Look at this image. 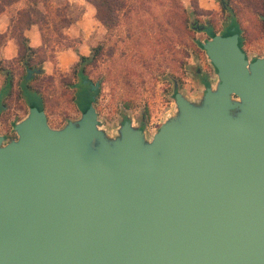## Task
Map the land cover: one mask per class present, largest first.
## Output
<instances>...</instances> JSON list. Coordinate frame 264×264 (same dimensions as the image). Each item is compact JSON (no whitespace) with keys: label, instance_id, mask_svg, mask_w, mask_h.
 <instances>
[{"label":"water","instance_id":"1","mask_svg":"<svg viewBox=\"0 0 264 264\" xmlns=\"http://www.w3.org/2000/svg\"><path fill=\"white\" fill-rule=\"evenodd\" d=\"M200 46L216 81L174 83L149 138L107 134L93 103L58 129L28 107L0 136V264H264V55L237 33Z\"/></svg>","mask_w":264,"mask_h":264},{"label":"rangeland","instance_id":"2","mask_svg":"<svg viewBox=\"0 0 264 264\" xmlns=\"http://www.w3.org/2000/svg\"><path fill=\"white\" fill-rule=\"evenodd\" d=\"M179 1L188 13L192 39L198 44L208 36L197 27L221 35L232 17L239 28L241 48L247 60L264 55V0ZM221 2L227 7L221 8ZM147 3L134 15L118 17L111 29L98 23L93 7L86 0H47L46 6L35 9L20 0L6 9L3 13L8 20L19 9L37 20H45L41 28L47 42L38 54L47 58L42 64H35V68H41L40 73L33 74V80L23 82L21 52L18 53L15 44H10L5 51L0 47V134L15 138L10 130L26 114L25 102L40 106L39 98L32 94L36 93L41 98L47 123L53 129L76 119L93 103L98 124L107 134H113L128 119L137 128L142 123V130L149 138L174 112L175 91L194 99L205 87L213 85L215 70L209 66L202 48H188L185 57L181 34L161 25V6ZM56 7L60 8L61 16L75 19L67 28L58 29L57 34L62 37L60 44L56 42L52 26L57 19ZM26 44L29 46L28 39ZM91 55L93 60L85 62L83 58ZM30 57L33 58L31 65L37 63L34 54ZM80 75L97 84L93 101L88 86L83 81L78 84Z\"/></svg>","mask_w":264,"mask_h":264},{"label":"trees","instance_id":"3","mask_svg":"<svg viewBox=\"0 0 264 264\" xmlns=\"http://www.w3.org/2000/svg\"><path fill=\"white\" fill-rule=\"evenodd\" d=\"M19 1L20 0H0V13L4 12L6 9L15 5ZM22 1L30 8L34 9L39 5L46 6L47 0H22ZM86 2H88L93 7L95 12V19L98 21V23L105 28L111 29L116 25L118 17L126 16L127 14L134 15L135 11H137L138 9L142 10V8L145 6V3H147V0H86ZM147 4L153 5L154 7H158V6L162 7L163 23L161 25L164 28H171L172 30H177L178 33L181 34L183 38L182 41L184 48L186 47L185 50H183L185 57L188 56V52H187L188 48H192V49L195 47L201 48L200 44H198L192 39L193 32L190 26L188 13L186 12L185 8H183L179 0H165L164 2L162 0L161 1L148 0ZM224 7H227L226 4H223V6H221V8L223 9ZM263 7H264V1H263ZM59 9H60L59 7H56L54 9L55 17L57 19L54 21L52 26H53L54 35L57 38L56 42L60 44L62 41L60 38L62 37L61 34H57L58 29L67 28L69 25H71L74 22L75 19L65 18L61 16L59 14L60 13ZM44 23H45L44 19L37 20L36 17L31 16L26 10L19 9L15 11L14 16H11L8 20V26L6 31L0 34V47L7 40H11L17 46L18 53L21 52L19 57L21 58L19 60L20 62L22 63L25 62L30 68H34L35 64H42L47 58L43 56V54L41 55L38 54L41 51L42 47L47 42V38L43 37L42 28H41L42 27L41 25H44ZM31 25H36L40 34L41 45L36 49L29 48L26 44V39L23 37V31L27 30ZM233 33L239 34V28L235 20L231 17L226 32L224 34H221V36H228ZM206 34L208 37H211L215 33L209 29L206 31ZM240 43H241V39L238 40V45ZM32 54H34L37 57V63H34V65H31L30 63V61L33 59L30 57V55ZM88 57L83 58L87 63L93 60V55H91L89 58ZM30 80H26L25 78H23V82H27ZM81 81H87L86 85L88 86L89 89H90V85H93L91 82H89L83 76L80 75L78 84L81 83ZM203 84L207 86V84L204 81ZM69 86L74 87V85L72 84H69ZM90 91L92 97L94 98V96L97 93V89L94 91L90 89ZM91 101H93L92 98ZM28 107H36L38 110H43V105L41 104V98H40V106H35L34 104L29 103ZM83 111H85V109Z\"/></svg>","mask_w":264,"mask_h":264},{"label":"crops","instance_id":"4","mask_svg":"<svg viewBox=\"0 0 264 264\" xmlns=\"http://www.w3.org/2000/svg\"><path fill=\"white\" fill-rule=\"evenodd\" d=\"M7 26H8V19L4 15V13L2 12V13H0V34L4 33L6 31ZM23 35H24V38L26 40L28 39V42H29V46L28 47L36 49V48H38L40 46L39 45V43H40L39 34H38V31H37V28H36L35 25H31L27 30H24L23 31ZM10 44L13 45L14 43L11 40H7L1 46L2 50L5 51L6 49H8Z\"/></svg>","mask_w":264,"mask_h":264},{"label":"flooded vegetation","instance_id":"5","mask_svg":"<svg viewBox=\"0 0 264 264\" xmlns=\"http://www.w3.org/2000/svg\"><path fill=\"white\" fill-rule=\"evenodd\" d=\"M221 4H222V2H221ZM222 6H223V4H222ZM241 39V43L238 45V47H239V49L241 50V52L245 55V53H244V51L242 50V48H241V46H242V38H241V36H239V34H238V40H240ZM245 57H246V59H247V56L245 55ZM28 58V57H27ZM23 64V67H24V70H26V69H38V68H30V67H28V65L25 63V62H23L22 63ZM209 66L211 67V68H213L212 67V65L211 64H209ZM40 70H41V68H40ZM196 73H198V70H196ZM33 74H36V73H32V76L31 77H33ZM199 75V74H198ZM25 76H26V73H25ZM31 77H30V79H31ZM7 78H10L9 76L7 77ZM85 78V77H84ZM27 80V79H26ZM87 83V81H85V83L84 84H86ZM32 94H34V95H36L38 98H39V100H40V97L36 94V93H32ZM28 104H29V101H26L25 102V105H26V108H28ZM0 107H1V105H0ZM123 121H125V120H123ZM122 121V122H123ZM139 130H142L143 129V124L142 123H139V128H138ZM12 133H13V129H12V127H11V130H10ZM0 136H2V138L4 139V141L5 140H10V139H12V137L13 136H10V134H0Z\"/></svg>","mask_w":264,"mask_h":264}]
</instances>
